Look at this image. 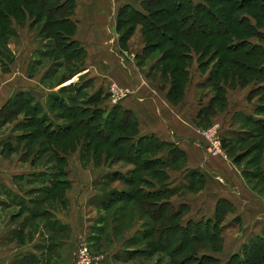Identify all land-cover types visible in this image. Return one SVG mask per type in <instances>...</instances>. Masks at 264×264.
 <instances>
[{
    "label": "crops",
    "instance_id": "crops-1",
    "mask_svg": "<svg viewBox=\"0 0 264 264\" xmlns=\"http://www.w3.org/2000/svg\"><path fill=\"white\" fill-rule=\"evenodd\" d=\"M65 1L67 0L61 2ZM69 1L72 11L66 15L68 17L66 27L71 32L72 40L77 42V51L83 53V56L78 60L74 57L76 56L74 52L70 59H66L65 64L68 66L79 65V67L60 74L58 81L53 85H45L44 81L48 74L56 70L54 65H57L59 60L57 61L55 55L51 53L53 44L50 39L36 28V23L30 26L29 23L25 25L17 23V25L14 22L17 27L16 33L7 41V47L15 59L12 70L16 61L26 66L21 70L17 69V75L0 68V264H74L75 238L79 231L88 228L93 231V238L96 241L100 239L94 234V228L101 226L98 209L95 203L90 204V199L94 198L96 202L95 197L102 178L107 172L116 169L109 167L104 170L93 163L83 167L77 155H69L70 167L67 171L68 179L72 184V190L68 192L69 212L66 215L58 214L54 208L47 205L43 207L44 211L38 214L34 212L38 208L31 203L28 205L33 211L27 210L24 200V198L28 199L26 194L29 191H36L31 199L39 204L37 195L41 186L33 185L26 190L19 183L24 178L30 181L31 177L36 175L37 179H32V182L46 183L44 178L48 175L47 183H50V171L43 169L45 159H40L38 154L23 158L26 151L13 152V141L17 140L19 143L22 135L25 137L30 133L12 131L7 128L5 118H2L4 110L8 111V105L13 103L16 97L20 105L22 98H30L31 103L37 106V113L42 114L46 107L42 102L43 97L50 100L67 87H70L67 88L68 90L71 89L70 85L80 80L87 83V95L101 98L100 103L109 95L110 83L129 87L132 93L119 103V110L126 114L128 123L121 124L117 131L128 132L132 134L128 135L131 137L153 136L158 141L164 142V145L176 147L184 157L180 167L155 163L145 171L151 170L152 176L164 178L167 170L170 176L184 170L197 169L204 176L203 181L198 182L203 187L198 186L196 190L199 191L194 193L195 195L188 194L191 196L188 198L185 196L177 201L189 206L185 214L186 219L199 221L213 218L218 200L227 199L232 204V210L225 215L222 222V237L227 242L229 240L238 242V250L254 236L263 235L264 215H260V203H255V198L248 195L250 193L242 169L232 157L228 156V150L225 156H209L205 152V142L199 134L202 124L215 121H222V130L230 138L236 137V134L245 130L241 126L243 121L237 114L244 112L242 109L246 108V105L254 103L252 99H248V88L236 86L226 88L227 106L201 124L200 112L210 99L209 94L205 99L201 96L207 94L210 89L206 88L207 73L201 72L200 68L196 69L193 65V72H196L193 74V77H196L194 84L191 72L190 81L179 99L172 100L168 94L170 85L163 81L162 73L158 72V66L155 67L154 58L144 55L146 48L145 36H142L144 26L142 23L132 25L130 22L119 20V10L123 6H132L138 11H145L141 0ZM47 43L51 48L49 53L46 51ZM25 55H27L26 59ZM50 56H52L49 63L51 68L50 66L46 68L45 61ZM81 85L84 86L83 83ZM81 91L76 88L75 94L79 95ZM230 93L234 95V101H240L234 113L227 112ZM63 97L68 100V97ZM70 98L75 99L71 91ZM31 103L28 107L33 109ZM103 103L105 106L108 101L105 100ZM257 106L258 104L254 103V110L245 113L260 116L257 114L258 111L255 112ZM10 111L13 114L16 110L10 109ZM168 145L160 150H157V147L147 148L144 158L167 155ZM40 177L44 180H40ZM146 180L150 185L158 184L156 181H150L148 177ZM177 183L178 177L171 186H176ZM175 196L176 194L172 195L170 202L178 205L174 203ZM73 200H78L80 205L76 206ZM78 214L79 217L82 215L84 220L75 224ZM86 214H88L87 218ZM130 231L126 232V235L131 234L125 237L121 244H117V248L105 251L107 257L102 264H115L110 257L116 255L115 250L124 252L131 249L128 248V241L133 236ZM232 251L234 250L229 252Z\"/></svg>",
    "mask_w": 264,
    "mask_h": 264
},
{
    "label": "rangeland",
    "instance_id": "rangeland-1",
    "mask_svg": "<svg viewBox=\"0 0 264 264\" xmlns=\"http://www.w3.org/2000/svg\"><path fill=\"white\" fill-rule=\"evenodd\" d=\"M194 1L196 3L198 2V0H194ZM200 1H203V0H200ZM251 5H245V7L233 13L235 17L239 15L248 16L249 21L242 23L240 25L236 24L238 26H236V30L234 33H232V35H230V33L225 32L218 36L208 37V38L217 39L216 46L220 42H223L224 49L220 53L216 54L215 51L218 52L219 49H216L217 47H214L210 52H208L207 55L204 57V60H207V61L212 60V61H210L208 66L206 65L204 67H201L202 68L200 69L201 72L209 74L211 70H213L215 66L214 64H217L218 61L222 60V58H225V57L226 59L236 62L238 65L231 64L229 62L221 66L219 69H217L216 74L213 76V82L215 84V87H213L214 84H212V82L206 83L207 84L206 88L209 87L210 89L207 94H204L201 96L205 99V96L208 98V94H209L210 99L209 100L207 99L208 100L207 105L209 103H212V104L215 103L214 96H217L219 98L220 97L224 98V95L228 94V91L226 88H231L229 87V84H231L232 87L234 88L235 86L244 87V88L247 87L249 90L248 99L249 100L252 99L254 103H257L259 105L261 103L260 96L264 92V87H262L263 86L262 83L264 82V73L262 71H259L258 67L260 66L261 62L264 60V55L260 56V53H261L260 47L251 48L250 44H245V45L238 46L234 48L233 50L227 48L229 41H230L229 40L230 36L231 37H244L251 32L256 33V34H254V36L252 37H246V38H249L251 41H255V42H260V41L264 42L263 39L260 38V35L262 34L260 33V30L264 32V22L260 24V8L251 7ZM70 8L71 6H67L64 12L63 11L53 12V14L55 15L53 16V18H60V17L67 15L68 13H65V12L69 10ZM47 15L48 13L40 15V17L38 16L41 20L39 19L38 21H35V22H34V19L36 18V16L32 19V17L28 15L27 18L23 20H21V18L16 19L14 16H11V24L13 25V29L15 28L14 30L16 33L17 27L14 25V22H16V24L19 23L22 25L29 23L30 26L36 23V28L37 29L39 28L42 31L41 32L42 34H47L48 33L47 30L43 31V26L47 20ZM203 19L204 21L209 22L207 21L208 20L207 16H204ZM2 20L4 22V19ZM67 24L68 23L66 22L65 29H63L62 24H58L55 26V24L52 23L50 26L52 33L54 32L57 33L56 31L62 30V32L65 35L71 36L70 32L67 30V27H66ZM40 27H42V29ZM145 35L146 33L143 29L142 36L144 37ZM214 35H217V34H214ZM147 36H149V33H147ZM53 37H54V34H53ZM151 38H153L154 41H156L157 39V37H154V35H151ZM193 38L194 37L180 38L179 42H183L184 40V41L189 42L192 45ZM71 39H72V36H71ZM200 40L202 42L204 39H200ZM2 44L3 43H1V45ZM174 46L175 45L171 42L165 43L162 49L153 51V53H149L148 56H151L152 58H154L155 67L158 66V72L162 73L163 81L165 83L170 85V81H171L170 73L164 70L165 65H169L171 69V67L177 64L178 62L181 67L188 65L187 68L189 67L191 68V72H192L191 78H192V83L194 84L193 81L196 80V77H193V74L196 72H193L192 66L194 65L196 69L200 68L199 66H197V63H198V61H196L197 59H194L195 61L193 59L192 60L180 59V61L177 59H174V60L173 59H164V60L162 59L161 60V57H160L161 54L165 51L170 52V50ZM6 48H3V51H4L3 54L5 57L3 59L6 61L4 60L2 61L0 57V68L4 70L5 72H10L11 74L17 75L16 74L17 69L21 70L23 69L22 67H25L26 65L19 64L16 61L15 68L13 67V70H12V63L15 61V59L10 61L11 54L9 53V51L7 52L5 50ZM50 49L51 48L49 47L47 43L46 51L49 53ZM75 50L76 51L74 52H76V56L74 57H77V59L79 60V58L83 56V53L77 51V49ZM192 51L193 49L191 47H189L188 49L177 48L176 54H180L182 52L192 53ZM51 53L52 55H55L56 60L57 61L59 60V61L57 62V65H54V68L56 70L54 69L55 70L54 72H51L50 75L48 74L47 79L44 81L45 85H53L56 81H58L60 74H62L63 72H68L67 70L71 72L72 68L76 69V67H79V65H75V66L72 65L71 67L65 64L68 59L66 60V58L63 57L58 51L53 50V52L51 51ZM24 58L26 59L27 55H25ZM196 58L198 57L196 56ZM201 59L202 58L198 59L199 62H201ZM51 60H52V56H50V58H47V60L45 61L46 68L47 67L49 68L50 66L49 63H51ZM63 64L65 65L63 66ZM33 73L34 72H32V74ZM188 75H190V73ZM81 83L84 84L85 88L81 87L80 89L82 90L81 93L79 95H76L75 89L79 87ZM185 83H183V85ZM111 84L113 83L109 84V93H108L109 95L104 99V101L105 100L108 101V104L105 105L106 107L105 110L103 109L102 112L100 111L101 113L98 112L96 114V117L94 118L95 124H99L96 128L92 127L94 131H91V129L89 128L91 126L87 125L86 123H78V120H80V118H84V120L86 121L87 117L92 114L91 109L86 110V112L84 113L81 112V109H86V108H89L90 106H97L99 104L103 106L104 101L100 103L102 101L101 98H99L97 102H92L88 100L89 95H87L86 93L87 92L86 87H88L87 83L81 80L75 83L74 85H70L72 86L71 89L68 90L67 88H70V87H67L62 92L57 93L55 97L53 98L51 97L50 100H48L47 98L45 99L44 97L42 98V102H44V104L46 105L45 107L46 111L44 110L43 113H47L48 119L46 120V122L50 126L54 127L58 123L61 126L64 124H69L70 126H72L69 129L67 128L68 132L66 133V135L64 134L63 136H59L53 139L43 135L44 133L41 132L43 129L42 123H39L36 121L35 112L32 111L31 108L28 106H24V105L20 106V104L13 102L8 105L9 106L8 111L4 110L3 112L2 118H5L4 120L7 121V128H10L12 131H19V132L28 131V133H30L29 135L26 134L25 137H23L22 135L19 143L17 140L13 141L14 142L13 152L15 151L17 153H22L26 151V153L23 155V158H28L29 156H32L35 153L38 154L40 159L44 158L45 165L43 169L50 171L49 175L51 178H55V179L62 178L63 179L64 176L60 175V173L62 171V168H64L63 170H65V168H67L68 170V168L70 167L68 156L73 155V154L77 155L80 158L79 162L82 164L83 167H86L87 165H90L91 163H93L95 166H99L100 168L102 167L104 170L109 167L111 169H116L118 170V172H122L129 179L131 178L130 181L128 180L126 181L122 177H118L117 178L118 180H113V181H108V182L105 179H103L105 183L104 184L101 183L100 186L98 185L99 191L95 197L96 202H94L95 200L94 198L93 199L91 198L93 202L90 199V204L95 203L98 209L97 214L99 215V220H100L99 225L101 226L99 227L96 226L94 228V234L98 235L100 239L96 241L93 238L94 237L92 234L93 231L88 230V228L87 230L84 229L82 231H79L78 236L75 238L76 244H75V251H74V264H76V259H77L76 258L77 248L82 240H85L89 244V247L92 253L96 254L97 256L102 257L100 258V261H99V263L102 264L106 260L105 257H107L105 251H107L108 249L117 248L116 247L117 244H121L123 242V239L127 237L129 234H131L129 233L128 235H126V232L130 230H132L130 232H132V235H133L130 238L133 240L128 241V248H131L128 251L130 254H128L127 251H126L127 252L126 254L125 251L117 252L115 250L114 252L116 253V255L114 257L113 255L110 256L112 261L115 264H180L179 262H181V264H201L199 262H196L190 259L185 261V256H189V254L196 255L195 251H193V253H189L195 247L199 248L198 256L207 254L209 256L218 258V260H214L213 258L214 261L211 260L212 263H210V261H208V259L205 258L203 264H227V261L235 253L240 255V258H239L240 260L245 258V256L247 257V254L245 255L244 252L242 251L243 245L247 242L242 244L240 248L237 250L238 242H236L235 240H229L227 242L222 237V235H221V238H219V235L214 236L213 233L215 234L217 233V232L212 231L214 230V228L210 231L211 233H207V235L201 231L199 240H195V241L191 240L192 242L186 243L188 249L186 248V252L184 254L181 253L180 255L179 254L175 255L171 252H168V250L170 249V246L174 244L173 242L180 241L183 239L182 235L178 233H174V235H170L169 237H171V239H169V242L165 241L163 243L162 241H158V243H156L157 245H155V241H156L155 238L159 237L155 234V232H157L155 231L156 230L155 227L162 226L165 224V222L163 223V220H161L162 218L161 219L156 218L157 216L155 217L153 214H151L152 212L151 208L154 207L153 205H150V206L145 205V201L147 199L145 195L146 190H151L152 188L156 187L155 184H152V185L148 184L147 183L148 180H146V177H148L149 180L152 182L154 181L158 182V184H160L164 180V178L160 176L157 178L152 176L151 170H149V172L142 170V169L137 171V168L133 164L129 163L124 158L125 156H134L136 154V148L130 149V151L128 150L130 140H128L126 143H122L121 146H119L118 148H112L110 145H106L107 143L103 145V142L102 143L99 142V140H97V138L93 136L94 132H98L99 136L97 135L96 136L99 138L101 137L100 139L103 138L102 139L103 141L105 140V138H108V137L110 140L113 141V140H118V137L121 139L127 140L129 139L127 138V136L132 135V134H129L128 132L124 133V132H120V130L117 131L118 126L116 127L113 125L111 126V123L108 122V120H105L104 118H102L103 115H106L105 117L108 116L107 111L112 106V101H111L112 95L110 92ZM124 88H129V87H124ZM70 91L71 93L74 94L75 99L70 98ZM63 96L68 97V100ZM228 98H229V105H228L229 108L227 109V112L234 113L238 109L237 105L240 104V101H234L235 97L234 95H232V93L229 94ZM220 100L221 102L217 103L216 106L217 105L221 106V104H223L222 101H224V103L226 101V103L228 104L226 98L225 100L224 99H220ZM62 102H64L65 106L71 104L70 105L71 108L69 109V108H66L65 106H62ZM254 103H250L251 105L249 106L246 105L245 106L246 108H243L242 111L244 110V112L246 111L252 112V110H254L253 108ZM10 109L16 110V111L13 112V114H11ZM48 110L50 111V113ZM222 110L223 108H221L219 111H222ZM217 113L219 112H216L215 115ZM42 114L37 113V115H40V116ZM234 116L236 117V115ZM121 121L123 122V124H126L128 123L127 122L128 118L124 116ZM221 122L222 121H215L213 123L209 122L208 124L204 123L202 124L200 128H206V127L211 126L214 123H219L221 126V131L224 132L222 130L223 123ZM241 126L245 128L244 132H242L241 134H244L246 136H244V138L240 137L242 138L241 140L235 139V142L232 143L231 151H228L227 154L229 157H232V159H234V162L237 156H244V159L236 163L238 164V167L242 169V174H243L245 183L248 186L249 193H250L248 195L255 198V201H256L255 203H260V208H261L260 215L263 216L264 215V168H263L264 167V130L259 125L249 123L247 119L243 120V124ZM252 132L258 135L255 136V134ZM221 134L223 135V133ZM88 145H90V147ZM95 147L96 148L98 147L97 148L98 154L93 153V151L95 152V149H94ZM51 148H53V151L51 150ZM205 152L207 153L206 148H205ZM58 153H60V155L61 154L65 155L68 162H66L65 164L63 162H59L57 158ZM208 155L212 156L210 154ZM213 157H217V156H213ZM75 163L76 162H74V164ZM182 164H183V160L177 159L176 161H174V163H171L169 166L180 167ZM184 174L185 172L182 171L175 175H171V177L169 178L170 185L174 184L175 179L177 177H178V183L176 186L185 184L183 183V182H186ZM36 177L37 175L33 176V178L31 177V180L32 179L36 180L37 179ZM48 178H49L48 175H46L44 178L46 180V183L32 182L33 180L28 181L29 179L27 178H24L23 181L19 183L20 186L26 190H28V188H31L33 185L41 186L40 187L41 189H39L40 192L37 195L38 197L37 200H39L40 203L37 204V202H33V199H31V197L34 196L33 193L34 192L36 193V191H29L28 194H26V197L29 200L24 198V200L26 201V206H27L26 208L27 210L28 209L31 210V208L28 205L29 203H31L33 206H36V208H38L34 212H38L39 214L43 210L44 206L46 207L47 205H49L51 208H54V210L58 214L66 215L70 210V199L68 196V192H71L72 184L70 183L69 185L65 186V184L63 183L60 188L51 189L49 186L50 183H47ZM68 178H69V172H68ZM44 179L40 177V180H44ZM187 184H189V182ZM198 186L203 187L202 184H199L198 182H196L193 185V188L191 189L190 188L188 189L185 186H182L176 189L178 193L174 197V203L178 204L176 205L177 208H180V204H181L177 201L183 199L185 196H187V198L191 196V195L188 196V194L197 193L199 191V190H196ZM48 190H50V192L46 193V191ZM123 190H127L129 193H131L134 199L130 201L129 200L130 196L128 195L125 196L124 194L123 201L122 199H119L113 204L111 203V205L107 208L103 207L102 204H100V200L105 199L106 193H110L111 191H123ZM158 198L160 197H157V199ZM20 199H23V198H20ZM157 199H153V200H157ZM73 202L74 204H76V206L80 205V202L78 200L77 201L73 200ZM185 207H189V206L186 205ZM217 207H216V210H218V212L224 213L225 215H227L231 211L230 207H232V204L227 199H219L217 202ZM260 208H258V210H260ZM156 212L157 211H154V213ZM165 213L170 215L172 213V210L170 208L166 209ZM50 215L51 214H49V216ZM87 216L88 214H86V218ZM50 217H52V215ZM215 217H216V214L214 215V218ZM81 220H84V219L82 215H80L79 217V214H78V216L76 217L75 224L81 222ZM169 221L171 222V220ZM146 232H149V235L153 234V238L142 239ZM259 244L260 246H262L264 245V242L262 243L259 242ZM164 248L165 250H160ZM156 249L160 251H157ZM231 250H234V251L230 253L229 251ZM235 250L237 251L235 252ZM191 255L189 257H191ZM237 259L238 258H235V256L232 257V260L230 259L231 261L229 264H237V263L239 264Z\"/></svg>",
    "mask_w": 264,
    "mask_h": 264
},
{
    "label": "trees",
    "instance_id": "trees-1",
    "mask_svg": "<svg viewBox=\"0 0 264 264\" xmlns=\"http://www.w3.org/2000/svg\"><path fill=\"white\" fill-rule=\"evenodd\" d=\"M62 0H0V57L2 61L4 60V51L3 48L7 47V41L8 38L15 33V30L13 29V26L11 24V16H14L16 19L21 18V20L26 19L28 15L32 17V19L36 16L34 21H38L40 18V15L47 14V20L46 23L43 26V31L47 30V34H45L53 44V50L58 51L63 57L66 59H70V57L73 55V52L77 49V42L75 40L71 39V36L65 35L62 30L56 31L57 33H52V30L50 28L51 24H62L63 29H65V23L68 20L67 16H63L60 18H53L55 16L53 12H59V11H65L67 6H70V1L67 0L64 3L61 2ZM142 5L144 7L145 11H138L134 9L132 6H123L120 8L119 12V20L120 21H127L130 22L132 25H136L137 23H142L144 26V31L146 33L145 35V41H146V48L144 50V55H149V53H153V51L160 50L164 47L165 43L171 42L175 46L170 50V52L165 51L161 54V60L163 59H177L180 61V59H189L194 60L197 59L200 69L201 67L208 66L210 61L212 60H204V57L207 55L208 52H210L214 47H217L216 49H219L218 52L215 51V53H220L224 49V43L220 42L216 46L217 39L215 38H208V37H214L221 35L223 33H232L235 32L236 26L245 23L249 21L248 16L239 15L235 17L233 13L237 12L238 10L245 7V5H251V7L260 8V24L264 22V0H203L196 3L194 0H141ZM72 11V7L67 10L65 13H70ZM69 15V14H68ZM39 16V17H38ZM204 16H207L209 22L204 21ZM124 17L126 19H124ZM4 19V22L3 20ZM41 20V19H40ZM213 21V22H212ZM241 22V23H240ZM68 23V22H67ZM214 23V24H212ZM238 24V25H236ZM9 25V26H8ZM253 25V24H251ZM68 30V29H67ZM69 31V30H68ZM70 32V31H69ZM147 33H149V36H147ZM260 38L264 41V32L260 30ZM54 34V37H53ZM71 34V32H70ZM217 34V35H214ZM256 33H249L244 37H229V44L227 48L234 49L238 46L250 44L251 48L260 47V56L264 55V42H255L251 41L249 38L246 37H252ZM259 34V33H258ZM151 35H154V37H157L156 41L151 38ZM190 38L194 37L192 39V45L184 41L179 42L180 38ZM200 39H204L202 42ZM209 39V40H208ZM158 40V41H157ZM3 41V42H2ZM1 43H3L1 45ZM191 47L193 49L192 53L189 52H182L180 54H176L177 48H185L188 49ZM7 52L11 54L12 61L14 59V56L12 55L9 48L5 49ZM250 52V50H249ZM247 54V53H245ZM198 58H196V56ZM201 59V62H199L198 59ZM6 61V60H4ZM195 61V60H194ZM231 63L238 65L236 62L222 58V60L218 61L217 64H214L213 70L209 74H207V80L206 83L214 84L213 82V76L216 74L217 69H219L221 66H223L226 63ZM187 66L181 67L180 64L177 62L174 66L169 67V65H165L164 70L170 73V88L168 91V94L170 98L174 101L178 100L181 96L182 91L185 88V85L190 80L191 74V68H187ZM259 71H262L264 73V60L261 62L260 66L258 67ZM181 71V72H179ZM186 82V83H185ZM183 83H185L183 85ZM264 87V82L262 83ZM81 87H84L80 85L77 87L78 90L81 89ZM215 87V84L214 86ZM229 87H232L231 84H229ZM217 89V87H216ZM252 93V92H251ZM254 96V95H253ZM226 95H224V98H219L217 96H214L215 103H209L206 107H204L199 115L201 124L204 123L207 119H209L211 116L215 115L216 112H219L221 108H225L227 106V103L225 101H222L223 104L221 106H216L217 103H220V99L225 100ZM98 97L96 96H89L88 100L92 102H97ZM22 105L28 106V104L31 103L30 98L24 97L22 98ZM13 102H17V97L13 100ZM260 105L258 104L257 108H255V112L258 111L257 114H260V116H255L254 113H245L240 112L238 113V118H241L242 121L247 119L249 123H253L256 125H259L264 130V92L260 96ZM18 104V102H17ZM212 104V105H211ZM20 105V106H22ZM31 106L33 109L32 111L36 114V121L39 123H42V133L43 135L50 137L51 139L63 136L64 134L68 132L67 130L71 128L69 124L60 125L59 123L55 125L54 127L50 126L46 120L48 119L47 114L43 113L41 116L37 115V106L36 104L31 103ZM62 106L64 105V102H62ZM66 108H71L70 105H66ZM104 107V108H103ZM105 106H93L86 109H81V112H86V110L91 109V115L87 117L86 121L84 118H80L78 120V123H86L87 125H90L89 127L91 131H94L92 127H97L99 124H95V117L98 112H102L103 109L105 110ZM120 109L119 104L112 105L108 111H107V117L106 115H103L102 118L105 120H108V122L111 123V126H120L123 125V122L121 121L124 116H126L125 113H123ZM73 112V111H71ZM100 112V113H101ZM73 114V113H72ZM263 115V116H261ZM121 119V120H120ZM208 123V122H207ZM115 124V125H114ZM68 128V129H67ZM86 129V128H84ZM88 129V127H87ZM244 132V130L240 131L238 134H236V137L230 138L223 133V146L226 148V150L231 151L232 143L235 142V139L241 140L244 138V134H241ZM254 133V132H252ZM40 134V133H39ZM97 140L99 142H103V145H110L112 148H118L121 146L122 143H126L128 140H130V144L128 146V150L136 148V154L134 156H125L124 158L131 164H133L137 171L142 169L145 170L149 166L159 163L165 166H169L171 163H174L177 159H182L183 156H181V151L178 150L176 147H173L171 145H164V142L158 141L153 136H139V137H131L127 136V140L121 139L118 137V140H110L109 137L105 138L103 141L100 139L98 135V132L93 133ZM255 134V133H254ZM41 135V134H40ZM97 135V136H96ZM249 135V134H248ZM258 134H255L257 136ZM124 137V136H123ZM242 137V138H240ZM95 138V139H96ZM109 141V142H108ZM169 146V150L167 149V155L164 156H158L155 155L153 158H144V152L147 148H154L157 147V150H160L163 148V146L167 147ZM90 147V145H88ZM98 148V147H97ZM97 148L95 147L94 154H98ZM9 149L11 151V146L9 144ZM85 149V148H84ZM53 151V148H51ZM121 157V156H120ZM119 157V158H120ZM57 158L59 162H63L64 164L68 162L65 155L58 153ZM122 159V158H121ZM244 159V156H237L235 158L236 162L241 161ZM60 173V175H63L62 178H51L50 179V188H60L62 184L64 183L65 186L70 184V180L68 179V171L67 168L63 170ZM168 172V170H167ZM166 172V176L164 177V180L160 183L155 185V188H152L151 190H146V201L145 205L150 206L153 205L154 207L151 208V214H153L156 218H162L164 225L155 227V234L159 236L158 238H155V245L158 243V241H162L163 243L165 241L169 242L170 235H174V233L181 234L183 239L180 241L173 242L174 244L170 246V249L168 252H171L175 255H180L181 253L184 254L186 252L187 244L192 242L191 240H199V236L201 231L204 232L206 235L207 233L217 232L214 234V236H218L221 238V232H222V222L224 220L225 214L218 212L216 210V217L212 218H204L199 221H195L192 219H186L185 214L187 207H185V204H180V208H177L176 205L170 202V198L172 195L177 194L176 191L177 188H180L182 186H185L186 188H193V185L196 182H202L204 179V176L197 170H184L185 172L184 177L186 179V182H183L185 184H181L180 186H171L169 182V176ZM118 177H122L124 180L130 181V179L125 176L122 172H118V170L113 172H107L105 174V177H103L107 182L118 180ZM102 178V184L105 183V181ZM196 180V182H195ZM189 182V184H187ZM185 191V190H184ZM183 191V192H184ZM50 192V190L46 191ZM130 196L129 200L132 201L134 197L131 193H129L127 190L123 191H111L110 193H106L105 199L100 200V204H102L103 207L107 208L116 202L119 199H123V196ZM157 197H160L157 199ZM127 198V197H126ZM157 199V200H153ZM128 201V200H126ZM221 202V201H220ZM173 207V208H172ZM171 209L172 213L170 215L165 213L166 209ZM232 210V207H230ZM218 209V207H217ZM154 211H157L154 213ZM171 220V222L169 221ZM147 224V223H146ZM144 232V231H143ZM151 239L153 238V234L149 235V232H146L142 239ZM130 241L133 239H129ZM260 243L264 242V235H258L251 238L247 243L243 245L242 251L244 254H247V257L240 260V255L235 253L232 257L235 256V258H238L239 264H264V245L260 246ZM165 246V245H164ZM197 248V249H196ZM188 249V248H187ZM254 249V251H253ZM157 250V249H156ZM160 250H165L160 249ZM157 250V251H160ZM167 250V249H166ZM198 247L193 248L189 253H193V251L196 252V255L185 256V261L187 260H193L196 262H199L201 264L204 263V259L207 258L210 263L214 260H218L216 257H212L209 255H201L198 256ZM128 252V251H127ZM125 251V253L127 254ZM141 252V251H139ZM152 253V252H151ZM128 254H130L128 252ZM232 257L230 258L232 260ZM212 258V259H211ZM214 258V260H213ZM227 261V264L230 263L231 260ZM212 260V261H211ZM181 264V262H179ZM238 264V263H237Z\"/></svg>",
    "mask_w": 264,
    "mask_h": 264
},
{
    "label": "built area",
    "instance_id": "built-area-1",
    "mask_svg": "<svg viewBox=\"0 0 264 264\" xmlns=\"http://www.w3.org/2000/svg\"><path fill=\"white\" fill-rule=\"evenodd\" d=\"M110 92L112 95V105H116L131 94L132 90L113 83L111 84ZM221 133L219 123H214L206 128H199L200 137L205 142L208 154L212 156H225L226 148L223 146V135ZM76 258V264H100L99 261L102 257L92 253L89 244L85 240H82L77 248Z\"/></svg>",
    "mask_w": 264,
    "mask_h": 264
}]
</instances>
